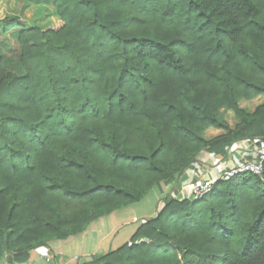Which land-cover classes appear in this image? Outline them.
Here are the masks:
<instances>
[{
	"label": "trees",
	"instance_id": "16d2710c",
	"mask_svg": "<svg viewBox=\"0 0 264 264\" xmlns=\"http://www.w3.org/2000/svg\"><path fill=\"white\" fill-rule=\"evenodd\" d=\"M28 1L54 7L58 20L27 28L21 54L11 58L14 74L0 78V259L24 263L45 237L85 246L104 237L103 254L83 264H264V183L254 176L219 181L202 199L157 204L141 224L129 217L154 207L158 185L200 154L264 139V104L253 113L238 106L264 94V4ZM192 18L210 29L213 53L226 57L221 95L186 77L193 66L178 46ZM0 25L19 26L1 1ZM227 44L250 68L228 66ZM4 58L0 52V65ZM164 71L186 79L149 95ZM131 79L138 97L128 93ZM224 106L238 118L233 129L218 116ZM206 128L225 134L206 140Z\"/></svg>",
	"mask_w": 264,
	"mask_h": 264
},
{
	"label": "rangeland",
	"instance_id": "374dc122",
	"mask_svg": "<svg viewBox=\"0 0 264 264\" xmlns=\"http://www.w3.org/2000/svg\"><path fill=\"white\" fill-rule=\"evenodd\" d=\"M2 11L10 16L19 19V26L17 28L6 29L5 27L0 25V52L5 57L3 60V64L0 65V78L4 77L6 74H14V63L12 62L13 56H18L21 54L23 50V42L27 41L25 36V30L27 28L37 29V28H46L57 22L58 16L54 7L49 5H37L34 6L30 4L28 0H0ZM261 3L264 4V0H260ZM176 27H179L180 23H175ZM200 24L194 20L193 18L189 21V28L184 30L186 40L182 44L178 46L179 53L186 61L187 66L192 69L189 70L186 77L187 79H193L196 83V87L206 89H210L212 92L221 95L222 89L224 91V85L219 80L222 78H228V70L224 68L225 65V55L214 54L213 48L215 43L211 38V32L208 27L199 28ZM35 36L30 34L31 40H33ZM25 44V43H24ZM226 44V43H225ZM227 54L233 56L234 61H230L229 67L232 66H243L244 69L250 68L246 62H244L241 57L237 53L236 46L227 44ZM222 66L223 69H219V66ZM238 67V66H237ZM154 68V67H153ZM152 72V70H151ZM111 76L113 74L110 72ZM186 77H182L179 75H174L168 71H164V73L157 75L156 84L149 89V95L152 91H154L159 86L165 87L168 81H172L175 83L184 82ZM109 80V79H108ZM142 82L143 80L140 79ZM134 82V83H132ZM106 77L104 81H102L101 86L98 89V93L101 96V99L109 92V90L105 87ZM236 90L240 91V87L236 86ZM128 93L130 97L140 96V91L138 87V83L131 79V84L128 87ZM254 99V98H252ZM250 99V100H252ZM250 100L241 99L238 102V106H244L247 110H253L254 107H249L247 105ZM137 101H141L139 97ZM256 104V103H254ZM253 104V105H254ZM125 106V105H124ZM119 110H116L115 113H118ZM250 113V112H249ZM219 118L227 124L230 128L236 122H238V118L235 116L234 112L229 107H222L218 112ZM77 128V126H75ZM48 133L53 137H57L60 130H57L55 122H50L48 124ZM221 134H225V131L215 129V128H206L203 132V136L205 139L216 138ZM64 135V133H63ZM216 136V137H215ZM3 156V152L0 149V157ZM247 176V175H244ZM57 237L43 238L40 241L45 243V246L37 248L39 251L48 250L52 246L63 243L66 240H57ZM69 239V238H68ZM86 241V240H85ZM84 241V242H85ZM35 244V242H33ZM94 244V243H92ZM83 245V243H82ZM81 245V246H82ZM83 263H89L91 258L88 257L81 258ZM87 260V261H85Z\"/></svg>",
	"mask_w": 264,
	"mask_h": 264
},
{
	"label": "crops",
	"instance_id": "0c3cea01",
	"mask_svg": "<svg viewBox=\"0 0 264 264\" xmlns=\"http://www.w3.org/2000/svg\"><path fill=\"white\" fill-rule=\"evenodd\" d=\"M263 104L264 94L250 100L247 104L251 108L254 107L253 110H247L244 106H239V108L247 113H253L257 107ZM237 124L238 122L230 127V129H233ZM211 139L213 138H207L206 140ZM254 143V140L236 142L228 148L225 155L213 153L200 154L196 158V161H194L182 173L177 174L158 185L159 199L154 207L150 206L147 209L140 207L135 211V215L129 217H133V220H148L156 214L157 204L159 205V202L165 197L170 196L172 199L179 201L186 199L188 190L195 182H198L203 178L216 181L224 170L233 168L244 160L249 159L253 154ZM123 236H126V234ZM119 237H121V235ZM119 237L117 239L118 241ZM81 245L82 242L70 238L63 243L52 246L47 251H39L37 249L30 251L28 253L27 261L24 263H15L11 257H5L0 259V264H83L84 261L81 260V258L88 257L89 259L91 256L103 254L105 251L106 240H104V237H99L98 242L95 244H91L90 246Z\"/></svg>",
	"mask_w": 264,
	"mask_h": 264
},
{
	"label": "built area",
	"instance_id": "2783aa9c",
	"mask_svg": "<svg viewBox=\"0 0 264 264\" xmlns=\"http://www.w3.org/2000/svg\"><path fill=\"white\" fill-rule=\"evenodd\" d=\"M254 142L253 154L249 159L244 160L233 168L224 170L216 181L203 178L200 181L195 182L188 190L186 198L194 200L202 199L213 191L215 183L219 181L228 182L236 177L244 175L254 176L264 183V139L254 140ZM169 199L172 198L169 196L162 199L159 202L158 207L160 208V206ZM145 221L146 219H134L133 224L137 225L144 223Z\"/></svg>",
	"mask_w": 264,
	"mask_h": 264
}]
</instances>
